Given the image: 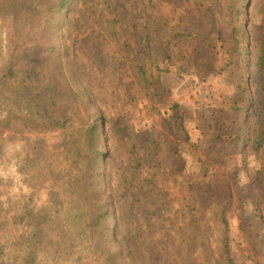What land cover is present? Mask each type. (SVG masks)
Masks as SVG:
<instances>
[{"label": "trees", "instance_id": "1", "mask_svg": "<svg viewBox=\"0 0 264 264\" xmlns=\"http://www.w3.org/2000/svg\"><path fill=\"white\" fill-rule=\"evenodd\" d=\"M183 1L188 0H9L5 3L4 13L17 4L19 7L15 11H19L14 15L7 47L0 37V53L5 47L9 51L7 60L0 65V87L9 83L8 87L1 88L3 112L0 121L7 123L19 119L29 129L74 128L70 166L78 169L82 182L70 186L64 178L65 173L61 172L60 178L64 180H56L58 185L51 190L48 205L33 217L29 215L26 233L13 243L10 260L0 259V264H39L42 251H50L56 260L74 254L75 264H117L112 250L108 252L102 244L89 256L80 251L79 245L87 240L102 242L100 240L108 237L113 229L115 234L123 230L120 222L124 219L116 211V219H112L111 208H105L101 202V189L105 184L100 164L103 157L116 155L117 149L124 145L127 152L124 157L129 160L127 166L132 171L123 178L128 186L122 190L108 187L109 195L136 203L144 199L145 192L159 187L162 194L167 192L172 196V202L188 217V226H181L183 240L193 245L197 238L205 240L208 236V229L205 231L199 225L203 219L199 213L200 201L204 194L214 197L218 194L183 172L186 161L182 147L190 141V134L180 104L174 101L170 106L173 113L168 124L176 131L178 141L165 157L160 153L162 142L155 135L136 128L125 113L126 109H120L116 100L98 109V97L102 92L116 88L123 90L117 101L123 102L121 107L132 106L143 94L148 97L150 107L157 108L167 89L162 81L164 73L213 68L215 38H223L224 29L212 5L200 6L198 12L193 13ZM246 14L244 9L229 7V34L234 43L233 57L238 60L245 55L247 59L251 56ZM18 18L19 29L15 26ZM28 24L32 25L31 29H37L35 33L26 30ZM60 30L58 45L62 46L56 47L55 43L52 45V38L59 35ZM192 40L199 42L195 52L185 48ZM64 46L87 58L93 70L84 72L72 66L69 67L71 73L61 72L50 81L44 75L49 53ZM254 50L253 59L264 71V51ZM80 72L86 79L78 78ZM93 74L97 75L95 83L91 79ZM262 74L261 80L254 79L255 92L250 82H244L245 76L237 74L242 81L240 93L223 100L211 113L197 117V127L203 135L216 142H223L230 136L236 150L262 149L264 72ZM106 134L108 150L104 151L103 135ZM133 178L140 180V188L130 189ZM84 199L89 210L87 225L77 228L76 235L65 240L55 237L52 231L56 216L67 210L73 200ZM149 213L147 209L140 211V218L146 224ZM221 218H226L225 213ZM225 224L227 232L228 223ZM225 240L228 245L227 234ZM223 260L234 263L229 256ZM223 260L219 263L224 264Z\"/></svg>", "mask_w": 264, "mask_h": 264}, {"label": "rangeland", "instance_id": "2", "mask_svg": "<svg viewBox=\"0 0 264 264\" xmlns=\"http://www.w3.org/2000/svg\"><path fill=\"white\" fill-rule=\"evenodd\" d=\"M5 3H9V0H0V37L7 47L14 15L19 11H15V8L19 6L11 5L10 11L4 13ZM184 4H188L187 8H192L193 13L198 12L197 8L200 6L212 5L213 13L224 29L223 38H215L216 60L213 68L207 71L191 68L181 73H164L162 81L167 89L157 108L150 107L148 97L143 94L132 106L127 104L126 108L121 107L123 102L117 101L123 90L119 88L102 92L98 97L100 108H97L101 109L100 105L114 104L116 100V105L120 109H126L125 113L136 128L155 135L162 142L160 153L165 157L171 146L178 141L176 131L171 130L168 124L170 114L173 113L170 106L174 101L180 104L184 123L190 134V141L182 147L186 161L183 172L192 176L199 185L208 186L218 194L216 197L204 194L200 201L199 213L203 219L199 225L205 231L208 229V236H205V240L197 238L193 245L184 241L181 226H188V217L172 202V196L164 191L162 194L159 187L145 192L144 199L136 203L131 199L109 195L108 187L110 190H122L128 186L123 178L132 171L127 166L129 160L124 157L127 156L124 145L117 149L116 155L103 157L100 164L105 184L101 189V202L105 208H111L112 219H116L117 212L124 219L120 222L123 230L115 234L113 229L108 237L100 240L102 242L83 241L79 249L89 256L95 247L102 244L103 249L109 250L108 252L112 250L117 264H220L219 261L228 256L233 259L232 264H264V146L260 151H253L248 147L236 150L232 137L227 136L223 142H216L203 135L196 120L200 114L211 113L223 100L240 93L242 81L237 74L245 76L244 82H250L254 92L257 87L254 79L263 78L264 71L255 63L252 50L255 49L258 53L264 51V0H188ZM230 6L247 12L246 27L249 46L252 47L249 59L246 55L240 60L233 57L234 43L229 34ZM30 19L29 17L28 23ZM15 21V26L19 29V18ZM28 25L26 30L35 33L37 29H31L32 25ZM61 32L62 30L52 38V45L55 43L56 47L62 46L58 45ZM198 43L192 40L185 48L195 52ZM6 47L0 53V65L7 60ZM72 66L77 70L81 68L84 72L93 70L92 63L77 55L73 48H55L49 53L44 75L52 81L61 72L71 73L69 67L73 68ZM80 73L78 78L86 79V75ZM96 76L93 74L91 79H96ZM1 86L8 87L9 83L5 82ZM2 87L0 117L3 112ZM173 122L175 123V119ZM73 130L71 127L29 129L19 119L7 123L0 121V259L10 260L13 243L26 233L27 225L30 224L29 215H36L48 205L51 190L58 185L57 181L65 178L70 186L81 184L80 172L70 166ZM107 137V134L103 135L104 151L108 150ZM141 170L146 173L145 169ZM61 172L65 173L62 179ZM131 183V190L140 188L138 178H133ZM73 202L67 210L56 216L52 231L55 237L65 240L70 235H76L77 228L87 225V201L84 199ZM146 209L150 212L147 224L140 218V211ZM223 213L225 219L221 218ZM130 217L132 219L128 222ZM226 234L228 245H225ZM143 255L145 259L142 258ZM73 259L74 254L56 260L50 251H42L39 264H75ZM223 263L230 264L224 260Z\"/></svg>", "mask_w": 264, "mask_h": 264}]
</instances>
